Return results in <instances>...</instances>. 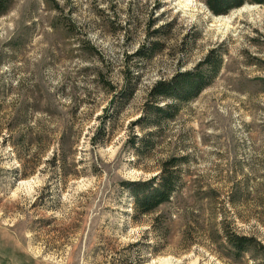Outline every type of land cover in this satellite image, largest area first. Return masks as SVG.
Returning a JSON list of instances; mask_svg holds the SVG:
<instances>
[{
    "label": "rangeland",
    "instance_id": "obj_1",
    "mask_svg": "<svg viewBox=\"0 0 264 264\" xmlns=\"http://www.w3.org/2000/svg\"><path fill=\"white\" fill-rule=\"evenodd\" d=\"M204 1H9L0 16V264H254L228 255L221 230L264 246V5L213 16ZM150 21L149 33L163 28L160 46L150 61H129L139 83L126 102V56L152 40ZM214 49L219 74L136 157L129 139L151 130L132 127L149 88ZM174 156L185 158L177 193L134 218L120 184L147 182Z\"/></svg>",
    "mask_w": 264,
    "mask_h": 264
},
{
    "label": "trees",
    "instance_id": "obj_2",
    "mask_svg": "<svg viewBox=\"0 0 264 264\" xmlns=\"http://www.w3.org/2000/svg\"><path fill=\"white\" fill-rule=\"evenodd\" d=\"M10 0H0V16L7 9ZM256 4L263 6L264 0H205L204 4L213 16H224L232 10L241 8L244 4ZM153 21L147 25L148 37L152 40L143 45L137 51L126 56L125 76L120 91V99L131 98L137 89L139 78L133 76L129 61L133 58L139 61H150L154 57L155 49H158L159 42L153 37H157L163 28H157L149 33L153 28ZM165 27V26H164ZM167 28V26L165 27ZM223 64V59L218 51L210 50L192 69L176 72L169 80H159L155 82L147 91L146 99L143 104V115L136 120L133 126H141V130L154 129L146 134V137L139 138L132 136L129 139L130 148L135 152L136 157L143 154H149L155 147L157 138L156 133L161 132L164 127L173 121L179 114L181 107L195 100L204 90H206L219 74ZM110 89V87L108 85ZM113 91V90H112ZM116 95V94H114ZM100 139L103 140L104 130L100 129ZM11 133V131H10ZM12 138V134L7 140ZM55 160V159H54ZM185 161L184 157H169L161 162L158 173L147 182H123L121 189L126 191L132 199V210L134 218L148 216L158 211V209L169 203L179 188V176L177 169ZM20 165L23 166V159L19 158ZM156 222L159 218H156ZM223 238L226 242L228 255L239 262L243 257L250 254L253 257L254 264H264V246L253 237L238 235L222 227ZM126 263L138 264L135 260L127 258Z\"/></svg>",
    "mask_w": 264,
    "mask_h": 264
},
{
    "label": "bare ground",
    "instance_id": "obj_3",
    "mask_svg": "<svg viewBox=\"0 0 264 264\" xmlns=\"http://www.w3.org/2000/svg\"><path fill=\"white\" fill-rule=\"evenodd\" d=\"M169 3H171V2H174V1H176V0H167ZM181 2H183V3H187V2H190V0H181ZM246 8H248V7H244V8H242V9H246ZM222 18H225V17H222ZM162 263H166V264H168V261L166 262V261H163Z\"/></svg>",
    "mask_w": 264,
    "mask_h": 264
}]
</instances>
